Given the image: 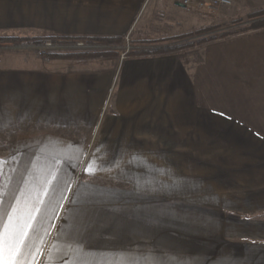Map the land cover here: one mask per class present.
Returning a JSON list of instances; mask_svg holds the SVG:
<instances>
[{"label": "crops", "instance_id": "crops-1", "mask_svg": "<svg viewBox=\"0 0 264 264\" xmlns=\"http://www.w3.org/2000/svg\"><path fill=\"white\" fill-rule=\"evenodd\" d=\"M181 4L0 0V35L24 38L0 48V264L9 214L32 225L23 264H264V27L117 60L127 35L155 49L214 17ZM47 35L106 40L19 45ZM181 125L220 141L218 169L181 168ZM187 173L184 193L165 181Z\"/></svg>", "mask_w": 264, "mask_h": 264}, {"label": "rangeland", "instance_id": "rangeland-1", "mask_svg": "<svg viewBox=\"0 0 264 264\" xmlns=\"http://www.w3.org/2000/svg\"><path fill=\"white\" fill-rule=\"evenodd\" d=\"M150 3H148L149 4L148 7H146L147 5H145L144 8L142 9V13L147 10L144 13V18H147L151 14V8L152 7H151ZM233 7H234L235 11L233 12V14H230V15L229 14L219 15V14H215V13H207V14H210L214 17L210 20H207L204 23L201 22V23L193 24V22H191L190 24H188L189 26L187 28L186 27L181 28V33L191 34V32H197L200 29L208 28L211 26L215 27L216 29L209 31L207 34L220 32L222 30H233L235 32H242L241 30L243 28H247L248 26H250L252 21H253L252 18L249 17V13L260 10V9H264V0H236V4L233 1ZM199 10H201V9H199ZM201 11H203V10H201ZM168 12H166L163 16L167 17ZM174 12H177V11L173 10L169 14H172ZM176 14L177 13H175V18H177ZM181 19L184 20L183 15L181 16ZM198 21H200V20H198ZM184 26H185V24H184ZM177 35L178 34L171 36V37H166L164 39L160 38V39H157V41H163L165 44H166V42H176V43L186 42L189 40H196L200 36L206 35V32L195 34V35H189V36H187L181 40L175 39ZM128 38L129 39L125 38L124 41L121 44H119L116 48L117 56H118V59H117L118 62L123 61L124 58L129 56L134 49H137L136 46L139 45L137 43L138 40H135L134 35H129ZM177 41H180V42H177ZM162 43H160V44H162ZM199 46H202V45H196L193 47H199ZM77 49H84V51L92 52L93 50H96L97 47L96 48L94 47L91 49L88 47L77 48ZM123 53L125 54V57L122 59ZM38 57H40V56H38ZM176 127L177 126H175V128ZM205 127L206 126H204V125H181L180 126L181 133H184V134H182V136H185L186 138H187V136H190L189 140H182L181 141V148L183 150H188L186 154L189 155V157H187V156L181 157V164H182L181 168L184 167V169H189V168H191L190 166H196L194 169L196 171L203 170L202 172H204V170H206L208 168H209V170H211V169L215 170V169L219 168L220 158L215 157V156H210V154H212L210 151L214 150L212 152H214V154H217L216 145L219 144L220 141L214 140V141L210 142L209 140L208 141L204 140V134H205V130H206ZM173 128H174V126H165L166 132H172ZM207 128H208V126H207ZM212 128H213V134H214L213 136L217 137L220 134V126H213ZM193 154L195 156H193ZM205 174H206V176H209V177L211 175L215 176L214 173H211V171H207V173H201V175L198 174L196 176V180L199 179L200 177L204 178ZM218 175H219V173L217 174V176ZM193 177L194 176L190 173L181 174V175L166 174V180L165 181L170 186L173 184L179 185L180 188H178V189H182V192L184 193V191L190 190V188H188V185L196 182L193 179Z\"/></svg>", "mask_w": 264, "mask_h": 264}, {"label": "trees", "instance_id": "trees-1", "mask_svg": "<svg viewBox=\"0 0 264 264\" xmlns=\"http://www.w3.org/2000/svg\"><path fill=\"white\" fill-rule=\"evenodd\" d=\"M249 17H251L253 21H252L250 26H248L247 28H243L241 30L242 32H246L249 30L264 27V9H260V10L254 11V12H250ZM213 29H216V28L211 26L208 28L200 29L197 32H191V34L181 33V34H178L175 38V39L181 40V39H183L189 35H195V34L206 32V35L200 36L196 40H189L186 42L175 43L173 45L162 46V47H158L155 49H148V50L134 49L131 54L137 55V54H143V53H146V54L163 53V52L166 53V52H170V51H174V50L176 51V50L187 48V47H193L196 45H203L205 43H209V42H212V41H215L218 39H222V38L240 33V32H235L233 30H222L220 32L207 34L209 31H212ZM22 39H24V38L14 36V35H0V42L12 43V42H16V41H21ZM41 39L42 40L52 39L53 41L60 42V43L76 42V41L81 40V39L85 40L88 43H98V42L106 40V38H102V37H73V38H70V37H55L54 35H47ZM120 41H121V39L117 38V42H120ZM68 54H75V53H68ZM79 55L92 56V55H95V53L89 52V51H81V52H79Z\"/></svg>", "mask_w": 264, "mask_h": 264}, {"label": "built area", "instance_id": "built-area-1", "mask_svg": "<svg viewBox=\"0 0 264 264\" xmlns=\"http://www.w3.org/2000/svg\"><path fill=\"white\" fill-rule=\"evenodd\" d=\"M184 6H191L197 9H201L206 13H215L219 15H227L233 14L234 7H233V0H181ZM127 35L125 38H128ZM7 42H0V48L7 47L9 44ZM21 46H33L35 48L36 54L40 57H44L45 54L56 48V41L52 39H44L38 41L37 43H30V42H23L19 44ZM13 46V45H11ZM76 48H84L88 47L84 40H78L74 43ZM125 57V54H122V59Z\"/></svg>", "mask_w": 264, "mask_h": 264}, {"label": "snow or ice", "instance_id": "snow-or-ice-1", "mask_svg": "<svg viewBox=\"0 0 264 264\" xmlns=\"http://www.w3.org/2000/svg\"><path fill=\"white\" fill-rule=\"evenodd\" d=\"M8 230L7 235L10 239L9 244V264H23L22 258L25 256V249L30 245L26 243L29 236V229L32 225L28 224L26 229L19 230L12 226V216L9 214V223L5 226ZM6 243V234L0 231V260L3 259L4 245ZM21 258V259H17Z\"/></svg>", "mask_w": 264, "mask_h": 264}, {"label": "water", "instance_id": "water-1", "mask_svg": "<svg viewBox=\"0 0 264 264\" xmlns=\"http://www.w3.org/2000/svg\"><path fill=\"white\" fill-rule=\"evenodd\" d=\"M181 5H184V4H181Z\"/></svg>", "mask_w": 264, "mask_h": 264}]
</instances>
